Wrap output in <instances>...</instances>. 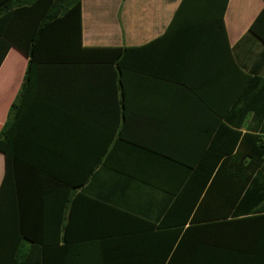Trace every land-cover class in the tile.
<instances>
[{
  "label": "crops",
  "instance_id": "crops-1",
  "mask_svg": "<svg viewBox=\"0 0 264 264\" xmlns=\"http://www.w3.org/2000/svg\"><path fill=\"white\" fill-rule=\"evenodd\" d=\"M182 1L80 0V46L44 44L31 65L7 51L0 131L22 92L16 148L30 166L54 161L72 189L66 208L57 192L40 211L55 245L15 247L0 231V264H152L157 233L192 201L221 210L217 169L264 140V45L250 33L264 0H228L224 14L221 0Z\"/></svg>",
  "mask_w": 264,
  "mask_h": 264
},
{
  "label": "trees",
  "instance_id": "trees-1",
  "mask_svg": "<svg viewBox=\"0 0 264 264\" xmlns=\"http://www.w3.org/2000/svg\"><path fill=\"white\" fill-rule=\"evenodd\" d=\"M227 2L221 0V14ZM216 5L218 8L219 0ZM80 26V0H0V64L12 47L25 55L31 65L37 47L44 44L60 47L76 40L80 46ZM217 29L225 34L220 17ZM250 33L264 45V9ZM22 98L21 92L0 131V152L5 157V175L0 185V231L13 237L15 247L19 241H29L32 250L42 253L40 248L55 245V240L43 238L37 229L44 219L40 211L53 210L57 192H66L67 198L61 200L66 208L72 187L56 179L54 161H40L41 167L30 166L23 158L24 152L16 148ZM250 138L252 148L240 150L232 157L239 160V165L217 169L216 174L223 176L221 210L202 213L193 210L195 200L192 201L191 210L181 221L176 220L173 228L157 233V262L152 264H264V140L258 135ZM213 169L208 168L207 179ZM34 171L37 180L32 177Z\"/></svg>",
  "mask_w": 264,
  "mask_h": 264
}]
</instances>
